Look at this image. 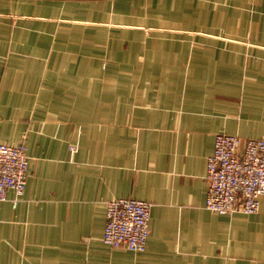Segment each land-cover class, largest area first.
Wrapping results in <instances>:
<instances>
[{
  "label": "crops",
  "instance_id": "0c3cea01",
  "mask_svg": "<svg viewBox=\"0 0 264 264\" xmlns=\"http://www.w3.org/2000/svg\"><path fill=\"white\" fill-rule=\"evenodd\" d=\"M217 134L264 140V0H0V264H264V198L205 208ZM118 198L152 204L141 253L102 241Z\"/></svg>",
  "mask_w": 264,
  "mask_h": 264
},
{
  "label": "built area",
  "instance_id": "2783aa9c",
  "mask_svg": "<svg viewBox=\"0 0 264 264\" xmlns=\"http://www.w3.org/2000/svg\"><path fill=\"white\" fill-rule=\"evenodd\" d=\"M74 151V149H72ZM28 177V158L22 145L0 143V202L12 190L16 206ZM205 208L232 215L253 214L264 198V140H241L238 136L217 134L214 149L207 158ZM152 204L129 198L106 202V223L102 241L111 249L126 248L141 253L150 233Z\"/></svg>",
  "mask_w": 264,
  "mask_h": 264
}]
</instances>
